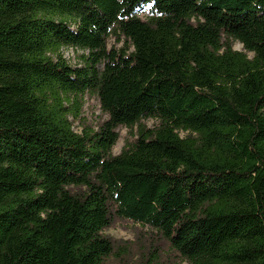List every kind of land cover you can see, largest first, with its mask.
Returning <instances> with one entry per match:
<instances>
[{"label":"trees","instance_id":"16d2710c","mask_svg":"<svg viewBox=\"0 0 264 264\" xmlns=\"http://www.w3.org/2000/svg\"><path fill=\"white\" fill-rule=\"evenodd\" d=\"M121 218L188 264H264V0H0V264H129Z\"/></svg>","mask_w":264,"mask_h":264},{"label":"rangeland","instance_id":"374dc122","mask_svg":"<svg viewBox=\"0 0 264 264\" xmlns=\"http://www.w3.org/2000/svg\"><path fill=\"white\" fill-rule=\"evenodd\" d=\"M148 10L149 5H143L137 10V14L141 18H146L148 16ZM125 43V37H122L121 41H118L115 35H111L108 39L110 48L113 46L121 48L125 45ZM234 48L242 50L243 45L236 42ZM62 53L71 64H82L80 55L83 52L81 50L66 47L62 49ZM84 117L86 118L88 125L95 127L107 118V115L101 109V104L97 95H87L85 97ZM142 122L149 127H154L157 124V121L151 118L144 119ZM74 129L77 132L82 131V125L79 121L74 123ZM136 130V127L133 132H131L127 127L118 128L119 139L112 150L114 155L121 153L127 142L134 141L136 138L134 134L136 133ZM182 135H184V133H182ZM104 233L115 239L120 245H126V247L129 248L131 256H125V260L129 264H133L140 259V254L144 251L143 249H148L151 245H157L161 249L163 264H188L186 261L179 258L175 252L171 251L167 242L153 238L152 235L155 234L152 229L148 226H142L132 220L122 218L118 219L115 224L106 229ZM109 264H120V260L113 258L109 261Z\"/></svg>","mask_w":264,"mask_h":264}]
</instances>
